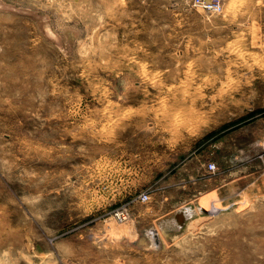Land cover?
Segmentation results:
<instances>
[{
	"label": "rangeland",
	"instance_id": "rangeland-1",
	"mask_svg": "<svg viewBox=\"0 0 264 264\" xmlns=\"http://www.w3.org/2000/svg\"><path fill=\"white\" fill-rule=\"evenodd\" d=\"M0 264H264V0H0Z\"/></svg>",
	"mask_w": 264,
	"mask_h": 264
},
{
	"label": "built area",
	"instance_id": "built-area-1",
	"mask_svg": "<svg viewBox=\"0 0 264 264\" xmlns=\"http://www.w3.org/2000/svg\"><path fill=\"white\" fill-rule=\"evenodd\" d=\"M193 4L198 6L199 8L212 12V13H220L223 8V0H193ZM209 169L214 168L213 163L208 164ZM140 199L146 200L147 199V194L146 193H141ZM116 216L118 219H123L125 218L123 214L116 213Z\"/></svg>",
	"mask_w": 264,
	"mask_h": 264
},
{
	"label": "water",
	"instance_id": "water-1",
	"mask_svg": "<svg viewBox=\"0 0 264 264\" xmlns=\"http://www.w3.org/2000/svg\"><path fill=\"white\" fill-rule=\"evenodd\" d=\"M203 209V211H210L211 209L210 208H206V207H203L202 208ZM180 212H181V210H179ZM179 211L176 213V218L178 219V222H183L187 217H188V215L190 214V210L189 209H185L184 211H186L185 213H186V218H183V219H181L180 217H179Z\"/></svg>",
	"mask_w": 264,
	"mask_h": 264
},
{
	"label": "bare ground",
	"instance_id": "bare-ground-1",
	"mask_svg": "<svg viewBox=\"0 0 264 264\" xmlns=\"http://www.w3.org/2000/svg\"><path fill=\"white\" fill-rule=\"evenodd\" d=\"M211 200H212V199H209V200L205 201L206 204L211 205V203H210ZM212 201H213V200H212ZM208 208H209V207H208ZM200 209H201V207H200ZM200 209H199V210H200ZM201 210H202V209H201ZM193 211H194V213L196 212L195 210H193ZM191 212H192V211H191ZM199 212H200V211H199ZM192 213H193V212H192ZM178 215H179V217H180L181 219H183L182 217H183L184 215H183V212H182V211H181Z\"/></svg>",
	"mask_w": 264,
	"mask_h": 264
},
{
	"label": "crops",
	"instance_id": "crops-1",
	"mask_svg": "<svg viewBox=\"0 0 264 264\" xmlns=\"http://www.w3.org/2000/svg\"><path fill=\"white\" fill-rule=\"evenodd\" d=\"M186 209H189V210H190V208H188V207H187ZM184 210H185V209L181 210V211L183 212V215H184L182 218H186V213H185L186 211H184ZM176 213H177V212H176ZM179 213H180V211H179Z\"/></svg>",
	"mask_w": 264,
	"mask_h": 264
}]
</instances>
